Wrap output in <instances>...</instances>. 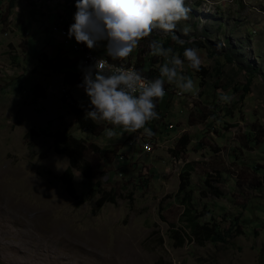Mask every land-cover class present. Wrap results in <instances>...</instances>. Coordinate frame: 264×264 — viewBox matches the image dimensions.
I'll use <instances>...</instances> for the list:
<instances>
[{
  "label": "rangeland",
  "instance_id": "374dc122",
  "mask_svg": "<svg viewBox=\"0 0 264 264\" xmlns=\"http://www.w3.org/2000/svg\"><path fill=\"white\" fill-rule=\"evenodd\" d=\"M11 1L0 0V264H264V0H185L189 19L175 34L203 45L208 74L185 61L178 71L194 89L181 93L165 81L157 131H143L138 145L122 127L95 121L92 132L77 122L74 106L91 110L78 87L82 55L74 37L56 30L74 23L77 0ZM152 40L183 59V45L154 30L116 61L151 67L159 78L166 61L150 54ZM106 47L87 49L107 56ZM31 129L38 137L26 139ZM65 130L102 151L87 155L93 180L74 171V197L60 178L69 159L49 136ZM188 166L192 209L227 242L190 238L176 197ZM111 190L117 204L99 209L101 192Z\"/></svg>",
  "mask_w": 264,
  "mask_h": 264
},
{
  "label": "clouds",
  "instance_id": "9594fccd",
  "mask_svg": "<svg viewBox=\"0 0 264 264\" xmlns=\"http://www.w3.org/2000/svg\"><path fill=\"white\" fill-rule=\"evenodd\" d=\"M75 8L68 37L88 49L106 41V55L113 60L128 58L154 30L172 34V40L180 45L186 43L175 34L177 25L189 19L185 0H77ZM182 31L187 35L190 28L185 26ZM148 47L152 56L166 61L159 68V78L154 80L135 69L109 64L104 58L83 70V82L78 87L90 98L87 119L104 121L127 132L143 129L151 137L154 133L146 124L159 118L154 101L164 97L165 81L175 84L181 93L194 89V81L178 69L187 61L189 68L200 70L202 60L197 48H185L181 59L160 41L152 40ZM220 99L230 101V96L224 94ZM104 133L109 138L116 134L112 129Z\"/></svg>",
  "mask_w": 264,
  "mask_h": 264
},
{
  "label": "trees",
  "instance_id": "16d2710c",
  "mask_svg": "<svg viewBox=\"0 0 264 264\" xmlns=\"http://www.w3.org/2000/svg\"><path fill=\"white\" fill-rule=\"evenodd\" d=\"M15 0L11 1V6L14 5ZM84 45V44H81ZM80 45V46H81ZM78 46V48L80 47ZM188 47H194L197 49H200L203 47L201 43H192V44H187L180 46L177 51H180L181 56H183V51L185 48ZM229 60H231L229 58ZM124 62L121 61H116V64H122ZM126 64V63H125ZM138 71L142 73V75L146 77H150L151 79H156L158 78L156 76V70L153 68H145V66L142 65H137ZM78 69H80V73L83 75V72L81 71L82 66L81 62L79 63ZM87 68V66H84V69ZM195 71V70H194ZM200 73L201 75H207V71L200 67L199 71H196ZM251 85V80L248 82V84L244 87L243 91L244 94L249 92V86ZM240 91L241 89H237ZM160 100H155L154 103L156 104V112L158 113V117L160 116L161 109H160ZM73 112L76 116L77 122L80 125V127L84 130H91L92 132H97V125L90 119H87L85 116L84 111L78 107L74 106L73 107ZM159 119V118H158ZM158 119L152 120L146 124L147 128H150L152 132H156V123L158 122ZM144 130L140 129L136 132H132L130 135V140H134L137 142L139 139L138 135L141 134ZM49 136L54 138V149L56 153L65 155L69 159V167L65 170V172L61 175V180L62 182L67 185V190L71 196H76L75 190L73 188V180H74V171L80 172L85 179L88 180H93L96 175H97V170L94 168L93 164L87 160V155L88 153H102L96 147L94 144H87L85 141L80 140L72 136L67 132V130L63 132H56L52 133ZM38 137V133L34 129H31L27 134H26V139H34ZM31 144V143H30ZM189 144V139L187 136H183L179 139L177 142L176 146L180 147L181 151L185 150ZM106 153V152H105ZM193 169L188 166L180 175V188L179 192L176 195L177 198L181 199V204L185 206V211L183 214V221L185 222V228L189 231V236L191 239L194 238V240H198L199 245H204L205 242H213V243H218V242H227L228 237L225 235H222L221 232L215 227V226H210L207 224H202L200 222V217L196 214L195 210L192 209V200H193V195L192 191L189 190L190 187V172ZM102 196L97 200V207L100 209L102 208L105 204L111 203V204H117V195L111 190V191H102L101 192ZM172 239L175 240L176 246H183L186 239L185 237H182L179 235L177 231H174L172 233Z\"/></svg>",
  "mask_w": 264,
  "mask_h": 264
},
{
  "label": "built area",
  "instance_id": "2783aa9c",
  "mask_svg": "<svg viewBox=\"0 0 264 264\" xmlns=\"http://www.w3.org/2000/svg\"><path fill=\"white\" fill-rule=\"evenodd\" d=\"M57 31L59 28L62 29V33H63V36L64 37H68L67 33H68V29L66 27H56ZM75 51L79 54L82 55V59H81V66H82V69L81 71L83 72L84 70V63H92V65L95 63L96 60L100 59V58H104L108 61L109 64H114L116 65V60H113L111 59L110 57L108 56H102V55H98L92 51H89L86 48H78V43L76 42L75 45L73 46ZM125 67L126 69L127 68H131V69H134V65H130V64H126V66H123ZM165 91V89H164ZM141 143H142V140H141ZM131 145H138V144H134V140L131 141ZM149 145V144H148ZM146 150H150V147H146Z\"/></svg>",
  "mask_w": 264,
  "mask_h": 264
},
{
  "label": "bare ground",
  "instance_id": "6f19581e",
  "mask_svg": "<svg viewBox=\"0 0 264 264\" xmlns=\"http://www.w3.org/2000/svg\"><path fill=\"white\" fill-rule=\"evenodd\" d=\"M79 48H86V46L85 45H81ZM92 65V63H84V66H87V67H89V66H91ZM116 66H126V65H120V64H116ZM134 69L136 70V68L134 67ZM144 76V75H143ZM144 77H146V76H144ZM146 79H148V80H154V79H151V78H149V77H146Z\"/></svg>",
  "mask_w": 264,
  "mask_h": 264
}]
</instances>
